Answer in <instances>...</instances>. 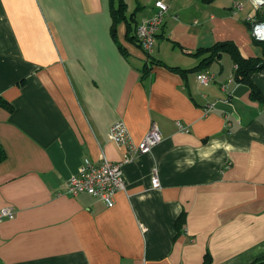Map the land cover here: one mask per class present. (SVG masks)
I'll return each mask as SVG.
<instances>
[{"label":"crops","instance_id":"0c3cea01","mask_svg":"<svg viewBox=\"0 0 264 264\" xmlns=\"http://www.w3.org/2000/svg\"><path fill=\"white\" fill-rule=\"evenodd\" d=\"M156 1L127 11L141 23ZM164 1L149 57L125 22L113 38L110 0H0V95L13 106H0V207L16 211L0 223V264H250L264 255V72L252 75L262 95L253 98L229 53L203 69L210 53L195 55L231 41L264 57L246 20L255 11L249 0ZM205 69L215 74L207 85ZM119 120L135 143L153 123L163 139L124 165L127 187L112 207L68 194L84 158L123 159L108 135Z\"/></svg>","mask_w":264,"mask_h":264},{"label":"built area","instance_id":"2783aa9c","mask_svg":"<svg viewBox=\"0 0 264 264\" xmlns=\"http://www.w3.org/2000/svg\"><path fill=\"white\" fill-rule=\"evenodd\" d=\"M255 14L247 16L246 20L250 26L251 36L257 41L264 42V20L257 13L264 14V0H249ZM155 14L139 23L136 35L140 47L151 56L157 46V34L168 13V4L164 0H157ZM234 8H244L242 2L237 3ZM237 68V65H236ZM215 79L212 71L205 70L198 75V81L207 85ZM264 109V107H263ZM210 109H205L208 113ZM180 130L188 132L189 127L178 122ZM109 139L121 147H125V154L121 161L113 162L105 156L100 163L96 164L89 158H84L79 171L72 175L67 181L66 192L73 196L88 194L101 199L108 207L115 204V196L127 187L123 167L125 164L135 161L140 155L150 153L159 144L163 137L160 128L152 124L143 139L135 143L129 134L128 128L123 121H116L109 130ZM153 187H159L160 181L156 169L152 175ZM16 211L11 206L0 207V223L6 219H14Z\"/></svg>","mask_w":264,"mask_h":264},{"label":"trees","instance_id":"16d2710c","mask_svg":"<svg viewBox=\"0 0 264 264\" xmlns=\"http://www.w3.org/2000/svg\"><path fill=\"white\" fill-rule=\"evenodd\" d=\"M208 2H212L213 0H206ZM111 2V16H112V24H111V33L113 38L117 40V28L119 23L125 22L127 24V34L130 35V39L136 42L139 46V42L136 35V30L139 25V22L136 18L137 11H133L132 13H128V3L126 0H110ZM260 19L264 20V14L257 13ZM120 47H122L120 45ZM210 53L207 57L203 58L201 61V69L209 66L211 62L220 56L222 53L227 52L231 55L234 63L237 65V68L234 73V79L238 83H246L251 88V95L253 98H261V91L259 88L253 83L252 75L257 72H264V57H245L242 55L238 47L231 41H223L215 44L211 48H201L195 52V55H202L205 53ZM150 57V56H149ZM171 70L175 72L182 73L183 75H187L188 70L182 69L177 66H168ZM206 70V69H205ZM203 71V70H202ZM0 106L13 109V106L9 104L1 95H0ZM4 155V151L0 148V159ZM186 222V212H182L175 220V227L177 230L176 236L181 233L183 226ZM250 264H264V255L257 258Z\"/></svg>","mask_w":264,"mask_h":264},{"label":"rangeland","instance_id":"374dc122","mask_svg":"<svg viewBox=\"0 0 264 264\" xmlns=\"http://www.w3.org/2000/svg\"><path fill=\"white\" fill-rule=\"evenodd\" d=\"M126 1L129 4V12H131L132 10H134L142 2V0H126Z\"/></svg>","mask_w":264,"mask_h":264}]
</instances>
